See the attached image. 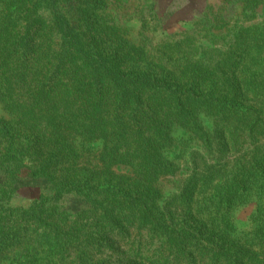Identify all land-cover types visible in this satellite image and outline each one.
I'll use <instances>...</instances> for the list:
<instances>
[{
  "label": "trees",
  "instance_id": "16d2710c",
  "mask_svg": "<svg viewBox=\"0 0 264 264\" xmlns=\"http://www.w3.org/2000/svg\"><path fill=\"white\" fill-rule=\"evenodd\" d=\"M106 8L0 0V264H264V158L254 178L217 161L163 192L179 170L173 131L209 153L201 115L217 116L220 133L249 125L238 112L259 84L220 82L209 45L195 60L188 32L150 54L104 20ZM237 53L235 70L250 68ZM251 193L243 231L235 210Z\"/></svg>",
  "mask_w": 264,
  "mask_h": 264
},
{
  "label": "rangeland",
  "instance_id": "374dc122",
  "mask_svg": "<svg viewBox=\"0 0 264 264\" xmlns=\"http://www.w3.org/2000/svg\"><path fill=\"white\" fill-rule=\"evenodd\" d=\"M255 2L253 7L249 0H106L107 8L102 12L104 20L122 27L131 41L150 54L159 56L165 45L184 40L188 32L197 36L195 60L204 59L203 48L208 45L211 48L205 55L206 64L217 67L220 82L234 86L241 80H255L259 84L257 94H243V109L238 112L249 125L236 127L234 121L220 133L216 128L217 116L201 115L202 125L213 141L209 153L187 130L179 127L173 131L175 143L169 157L178 164L179 170L166 178L167 185L163 186L166 198L172 192L179 193L187 180L195 176V171L205 164L221 161L226 164L227 174L237 175L240 180H245L246 176L254 178L260 172L264 158V0ZM206 28L209 30L207 39L200 41ZM215 49L223 50L226 56ZM242 50L246 51L244 60L249 62L250 68L236 71L235 66L243 59L237 58V52ZM4 113L0 103V116ZM254 123L257 127H251ZM95 144L93 148L100 147V143ZM253 183L254 180L247 183L249 192L255 189ZM254 202L251 193V202L235 210V222L240 230L248 231L251 227ZM13 234L17 233L6 235V244L12 242Z\"/></svg>",
  "mask_w": 264,
  "mask_h": 264
}]
</instances>
